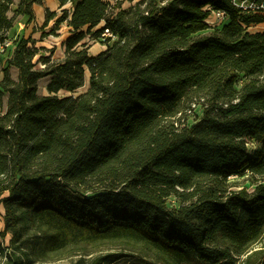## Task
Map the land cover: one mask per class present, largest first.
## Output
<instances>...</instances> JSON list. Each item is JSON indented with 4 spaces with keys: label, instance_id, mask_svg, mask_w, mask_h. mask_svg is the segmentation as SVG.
<instances>
[{
    "label": "trees",
    "instance_id": "1",
    "mask_svg": "<svg viewBox=\"0 0 264 264\" xmlns=\"http://www.w3.org/2000/svg\"><path fill=\"white\" fill-rule=\"evenodd\" d=\"M13 3L0 0V36L12 42L0 56V251L7 236L13 249L5 264L31 263L21 249L31 230L39 252L54 254L127 240L165 264L246 255L264 233V28L248 31L264 17L231 0H58L70 14L46 9L43 26L55 19V34L65 22L71 35L61 61L44 57L36 69L33 41L8 32L18 17L32 22L44 0H19L9 17ZM211 11L226 21L210 26ZM88 36L106 50L90 56ZM85 71L88 86L73 95ZM192 104L200 114L181 123ZM245 174L254 189L232 190L229 179Z\"/></svg>",
    "mask_w": 264,
    "mask_h": 264
},
{
    "label": "rangeland",
    "instance_id": "2",
    "mask_svg": "<svg viewBox=\"0 0 264 264\" xmlns=\"http://www.w3.org/2000/svg\"><path fill=\"white\" fill-rule=\"evenodd\" d=\"M19 0H14L13 5L11 6V11L8 13V16L11 17L13 15V10L16 8ZM134 2V1H133ZM132 2V3H133ZM129 3V6L132 4ZM128 6V5H127ZM127 6L125 8H127ZM128 6V7H129ZM121 8H124L121 6ZM60 13V12H59ZM206 23L210 26H218L220 23L216 21L213 15L206 20ZM65 25V22L62 24ZM53 24L51 23L50 26L44 28L43 25L40 27H36L33 29V32H39V42L44 43V48H37V54L33 59V63L36 69H41L39 64H43L41 61L44 57L49 58L50 63H57L63 59V49L56 51L57 43L61 40L57 39L59 36H62V31L57 30L55 34H50V29H52ZM263 30V29H262ZM259 27L258 28H251L248 31L250 32H260L262 31ZM52 35V36H51ZM12 38L11 34L9 35ZM20 39V36H13V38ZM31 39V37L29 36ZM66 37H62L64 40ZM47 41V42H44ZM61 40V41H62ZM34 41V45H35ZM88 54L90 56H96L99 53L106 50V45L103 42L92 40L90 37H87L86 40ZM59 49V47H58ZM51 57H54L51 59ZM1 71V65H0ZM10 77L13 80L17 78V70L13 68L10 69ZM88 77L89 74L85 71L84 76V86L78 89L73 95H78L84 92L88 86ZM48 83V79H41L38 83L37 93L38 95L42 96V94L46 93V85ZM239 84V83H238ZM237 84V85H238ZM59 96H68V93L60 92ZM6 101L7 96L3 98V111L6 109ZM186 115H182L180 122L187 124L195 121L196 115L200 114L199 108L192 114H188V110L185 111ZM252 144H247V148L250 150L253 149ZM231 189L232 190H239L243 187H246L248 192H251L254 189L249 177L245 174L243 176L234 175L229 179ZM169 206H177V203L174 199H169L168 201ZM3 211L0 207V214ZM2 218L0 215V229H2ZM35 235H41L39 232H34L33 230L29 231L27 235L23 237L21 240V249L28 253L31 263L30 264H89L96 257L104 256L107 257V261L103 264H165L160 257L155 254L154 250L147 248L144 245L127 241V240H116V241H104L95 244H88L84 245H77V246H69L66 249L57 252L54 254L52 252H39L41 248L42 241L39 238H36ZM9 239L10 236H7L5 240L2 242L1 247L4 249L3 252L0 251V264H5L6 257L4 251L10 253L13 249L9 246ZM251 256V258L247 257ZM264 256V233L262 237L252 245L249 252L246 255L235 257L236 261L235 264H260L262 257ZM167 259V258H165ZM168 260V259H167ZM166 260V261H167Z\"/></svg>",
    "mask_w": 264,
    "mask_h": 264
},
{
    "label": "crops",
    "instance_id": "3",
    "mask_svg": "<svg viewBox=\"0 0 264 264\" xmlns=\"http://www.w3.org/2000/svg\"><path fill=\"white\" fill-rule=\"evenodd\" d=\"M122 1V7H126L127 5L129 6V2L127 0H120ZM138 0H134V2H136ZM113 4V3H112ZM127 6V7H128ZM48 10L49 12L51 13H55V18L57 17H60L61 16V10L62 9H66L68 14H70L71 12V7H70V3H68L67 5H65L64 7L62 8H59V3H58V0H44V5H34L33 6V13H34V20L32 22H29L28 18L27 17H18L13 28L11 29V31L8 32V35L11 34L12 36V39H16V37L13 38V36L17 35V36H20L23 37V38H27V37H31V40L33 41H36L35 42V45L33 44L34 48H44V43L43 42H39L38 40V36H39V32H33V29L36 28L37 26L40 27L41 25H43L44 23V20H45V10ZM60 12V13H59ZM54 20L55 19H52L50 20V22L47 24L46 27L44 28H47L48 26H50V24L52 23L54 25ZM63 24V23H62ZM62 24L59 25V31H62V36H59L57 39H61L62 40V37H69L71 35V29L67 26V24L65 23V25L63 26ZM103 23H101L99 25L102 26ZM260 28L261 30L264 28L263 24H260L258 26H254V27H251V28ZM249 28V29H251ZM52 36V35H51ZM89 37V36H88ZM65 38V39H66ZM87 38V37H86ZM64 40H60L57 45H55L57 47L56 51L58 50H61V48L63 49V43H64ZM86 40V39H85ZM84 40V42H85ZM44 42H47L44 40ZM48 43V42H47ZM59 47V49H58ZM54 57H51V59H53ZM62 60V59H61ZM59 62V61H58ZM53 63V62H51ZM15 70V69H14ZM44 79H48V78H44ZM49 81V79H48ZM39 83V82H38ZM48 84V83H47ZM42 95H46L45 92L42 94Z\"/></svg>",
    "mask_w": 264,
    "mask_h": 264
},
{
    "label": "built area",
    "instance_id": "4",
    "mask_svg": "<svg viewBox=\"0 0 264 264\" xmlns=\"http://www.w3.org/2000/svg\"><path fill=\"white\" fill-rule=\"evenodd\" d=\"M231 4L234 8L239 10L241 13L246 15H259L264 17V0H231ZM211 15H213L220 24L225 22L227 16L223 11H211ZM264 26V24H263ZM1 38L0 36V56L4 54V52L11 47V39H9L6 34ZM107 37H111V34L108 30H105L104 33L101 34V40L103 41ZM40 68H45L44 64H39ZM199 108L198 104H192L190 109H188V114H193L196 109ZM186 115V113H184ZM182 117V114L178 115Z\"/></svg>",
    "mask_w": 264,
    "mask_h": 264
}]
</instances>
